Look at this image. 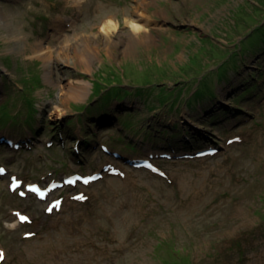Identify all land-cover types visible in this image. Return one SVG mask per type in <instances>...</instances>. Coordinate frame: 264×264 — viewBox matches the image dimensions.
Returning a JSON list of instances; mask_svg holds the SVG:
<instances>
[{"label": "rangeland", "instance_id": "1", "mask_svg": "<svg viewBox=\"0 0 264 264\" xmlns=\"http://www.w3.org/2000/svg\"><path fill=\"white\" fill-rule=\"evenodd\" d=\"M84 2L0 0V139L20 144L0 141L1 264H264V0ZM57 17L95 48L91 72L75 45L55 57ZM128 18L147 27L135 43ZM37 41L48 68L30 55ZM81 80L86 97L59 115L57 83ZM202 148L215 153L194 157ZM95 171L47 201L27 188Z\"/></svg>", "mask_w": 264, "mask_h": 264}, {"label": "bare ground", "instance_id": "2", "mask_svg": "<svg viewBox=\"0 0 264 264\" xmlns=\"http://www.w3.org/2000/svg\"><path fill=\"white\" fill-rule=\"evenodd\" d=\"M84 0H72V4L74 5V7H77L80 10H84L83 9V4H84ZM139 7V6H138ZM139 13H141L140 11H138ZM3 12L0 8V19L3 17ZM75 15H77L75 13ZM74 17H70L69 18V23L68 25L70 26L73 22ZM65 20L61 17H57L55 20H53V23L51 25V27H53V32L56 33H60L59 36H63L62 37V43L60 45H58V47H56L53 51L55 57H58V54L60 53H65V56H62L64 58L63 62H69L67 61L70 56H69V51L72 49V45H75L77 47V51L73 52V55L75 56V58L77 59L78 62L82 63L85 67L86 71H92V61L93 59L96 57L93 53L95 52V48L93 46H91L88 43H84L82 45H79L77 42L78 37L74 36H67L65 35V33H61L64 32V28L62 23ZM128 23V26L131 28V32L133 33L131 35V39H133V42H137L140 41L139 38V34L143 31H145L147 29V27L144 25V23L140 22V21H134V20H125ZM119 29V23L118 20H116L115 16L112 17H107L105 19H103V21H101V23L99 24V30L100 32H102V34L106 37V38H111V35L116 33L117 30ZM65 36V37H64ZM87 36L90 37V35L87 33ZM69 38H73L74 42L72 43L71 41H69ZM23 46V45H22ZM24 47V46H23ZM31 49L30 51H32V54H30L31 56H35L37 58H40L43 61V64L46 68H48L49 64H50V59L52 58V50L51 48L46 45V44H42V41H37L36 45H34L32 47V45L29 46ZM74 49V48H73ZM76 61V60H75ZM91 65V66H90ZM8 72V71H7ZM45 77L48 81L52 82L54 79L51 78V75L49 73V71L45 72ZM57 87H58V94H57V98H58V103H55V108L54 111L58 112L59 115H61V108L60 105L63 104L64 102L67 103L71 100H80L82 98H85L87 93H88V85L85 83V81L81 80L80 82H74V81H66V82H58L57 83ZM133 106V104H132ZM7 134H5L3 136V139H0V141H2L4 144H7L8 139H6ZM200 150V149H199ZM199 150H196L193 152V155H200V156H211V154H214L215 151H213L212 153H204L201 154ZM148 162H151L149 159H145ZM54 199H52L51 201H53ZM50 201V202H51ZM5 261V258L0 262V264L2 262Z\"/></svg>", "mask_w": 264, "mask_h": 264}, {"label": "trees", "instance_id": "3", "mask_svg": "<svg viewBox=\"0 0 264 264\" xmlns=\"http://www.w3.org/2000/svg\"><path fill=\"white\" fill-rule=\"evenodd\" d=\"M256 28H257V27H256ZM173 254H174L173 256L175 257L176 260H177V258H178L180 261H183V260L180 259L179 255L177 256V254H175V253H173Z\"/></svg>", "mask_w": 264, "mask_h": 264}, {"label": "snow or ice", "instance_id": "4", "mask_svg": "<svg viewBox=\"0 0 264 264\" xmlns=\"http://www.w3.org/2000/svg\"><path fill=\"white\" fill-rule=\"evenodd\" d=\"M0 171H2V170H0ZM20 219H21V220H25L26 217L21 216ZM0 258H2V257H0Z\"/></svg>", "mask_w": 264, "mask_h": 264}]
</instances>
